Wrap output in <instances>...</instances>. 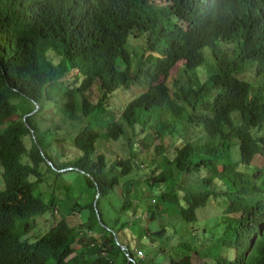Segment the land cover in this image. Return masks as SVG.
<instances>
[{
  "label": "trees",
  "instance_id": "1",
  "mask_svg": "<svg viewBox=\"0 0 264 264\" xmlns=\"http://www.w3.org/2000/svg\"><path fill=\"white\" fill-rule=\"evenodd\" d=\"M254 66L264 78V0H0V264H264V164L256 165L264 159V85L241 77ZM72 69L77 75L65 80ZM131 84L142 91L116 120L107 101ZM54 96L78 123L66 129L81 152L58 164L31 115ZM16 101L32 106L19 114ZM101 113L105 125L83 126ZM190 125L204 127L208 141H184ZM130 133V157L110 165L97 144ZM150 133L163 152L165 135L183 142L163 167H145L136 153V139L145 144ZM45 162L84 177L92 202L78 212L90 215L78 225L76 204L69 220L27 238L30 219L56 210L57 200L36 193ZM116 188L121 212L136 217L150 192L148 211L168 215L155 233H142L150 252L122 243L131 223H106L100 201ZM214 198L224 211L203 220L200 211Z\"/></svg>",
  "mask_w": 264,
  "mask_h": 264
},
{
  "label": "rangeland",
  "instance_id": "2",
  "mask_svg": "<svg viewBox=\"0 0 264 264\" xmlns=\"http://www.w3.org/2000/svg\"><path fill=\"white\" fill-rule=\"evenodd\" d=\"M151 53L152 51H148L146 53V56L148 57ZM147 60L145 65L146 67L150 65L149 60ZM57 62H59V60H57ZM119 67H121V65H119ZM181 69L182 67L178 65L171 72L170 78L168 80V84L171 87L174 85V81L178 78ZM77 73V70L72 69L70 73L66 75L65 80L72 79L77 75ZM241 77H244L252 82H256L257 87H261V85H264V78H260V76L257 77L256 66L248 67V70L245 71L244 74L242 73ZM105 84L109 86V83L106 79ZM141 91L142 90L140 88L134 86L133 84H131L129 88L126 86L118 88L115 95L111 96V98L107 101L106 107L109 108L112 113H114L117 120L121 117L123 109L127 106V103L136 98ZM94 95L99 96V93L95 90ZM57 101L58 98L54 96L50 101L46 100L42 102L40 106L36 104L35 109L31 112L32 122L35 123L39 128L38 137L44 139L46 151L50 159H52V161L56 164L62 161H73L74 159L81 156V152L78 151L72 143L73 136L70 129H66L67 125H70L71 128L75 125V127L78 128V123L74 121L72 124H70L71 119L68 120L66 111L63 107H61V103ZM16 103L19 114L22 113L23 107L27 106V104L29 107L32 106L31 103L25 101L22 103L16 101ZM101 115L102 113L98 116L97 119L88 118L87 121L83 123V126L87 125L90 122L94 123L95 125H105L108 116L102 117ZM168 115L169 113L166 111L162 116V120H167L169 118ZM144 119L145 118L141 119L140 124L143 123ZM160 119H153L152 121L157 123V121H160ZM72 132L75 131L72 130ZM183 134H185L186 136L184 141L191 140L194 142H201V144H204L206 141H208V137L206 136L207 133L204 130V127L190 125L188 130ZM144 135L145 133L143 135H139L138 140ZM176 136L172 133L165 135L164 143L168 148L165 152L158 149V140H155L153 133H150L149 137H147L148 139L146 138L144 140L145 144H142V141H138L136 139L137 142L135 146L136 153L139 156V160L144 162L145 167L150 166L151 163H155L160 167L165 166V164H168L167 161L174 157V146L177 145L179 141ZM26 142L28 146H31V139L29 136L26 137ZM182 143L183 142L179 143L178 145H182ZM98 144L97 146L99 153L104 154L107 157L109 164L111 165L120 158L126 159L130 157V152L134 149L131 148L134 145V138L130 133L127 138H123L119 142L102 141ZM48 163L45 162L41 166L44 173L43 178L45 179V182H43L41 185L44 189L42 187H37L36 193L38 194V192H40L41 190L44 193H42L43 196L46 195L47 199L50 200L51 198H53L57 200V205L55 207L56 212L54 211L53 214L47 213L38 216L33 222L30 219L33 227L29 231L27 238L36 236L40 232L44 231V226L46 223L54 225L63 217H65L66 219L70 218L69 210L76 204L80 206L75 207L76 210L73 212L75 215L74 218L77 219V224L83 223L84 220L90 215V211L88 209L80 210V213L78 212L79 208L85 207L92 202V199H89L88 197L92 195L93 190L87 188V183L85 182L84 177L77 171H71V168L69 167H65L63 169H55L52 166L50 167ZM263 164L264 159L260 156L256 157V165L259 167H263ZM161 171L162 169L160 168L157 173H160ZM209 173L211 174L213 173V171L210 170ZM150 176L153 175H149L148 177ZM145 178H142L141 182H144ZM176 178L180 183L182 174L176 172ZM183 178L187 181H196V179H194V177L190 175H184ZM127 180L128 179H121L120 184L123 185ZM196 182L199 181L197 180ZM137 184L138 187H141V190L143 189V191H148V187H146L143 183L139 182ZM2 189H4V187L3 185H0V190ZM139 193L141 194V196L143 195L142 192ZM149 194L150 192H148L147 195ZM147 195H145V197L142 198V200L138 203L140 208L138 209L136 217L133 211H130L129 213L121 212L123 200L120 196L119 188H116L112 193L109 194L108 197L102 198L100 201L101 210L106 223L113 225L115 223L114 221L118 219L119 221H121V223H131L128 229H126L124 232L121 231V241L123 244L132 248L134 252L139 250H141L142 252H150L152 249V245H150L151 243H146L141 240L142 233H155L160 227L159 225L164 224L169 219L167 214L161 215L158 213L152 216L153 212L148 211L151 197ZM155 210H157V207H154V211ZM223 211L224 205L222 201L220 199L214 198L207 207L200 211V215L203 220H210L221 215ZM137 218H140L139 221H137ZM217 219L219 218H215L214 220ZM135 221H137V227L133 226V222ZM19 223H22V221H19ZM112 228L117 229L118 231L120 229V227L116 226H113ZM99 232H101V230H99Z\"/></svg>",
  "mask_w": 264,
  "mask_h": 264
},
{
  "label": "water",
  "instance_id": "3",
  "mask_svg": "<svg viewBox=\"0 0 264 264\" xmlns=\"http://www.w3.org/2000/svg\"><path fill=\"white\" fill-rule=\"evenodd\" d=\"M95 207H96V202H95ZM97 214H98L99 221H101L100 216H99V213H98V210H97ZM116 239H117L118 243L120 244L119 238H118L117 235H116ZM122 246H123V249L126 251L127 250L126 246L125 245H122Z\"/></svg>",
  "mask_w": 264,
  "mask_h": 264
},
{
  "label": "built area",
  "instance_id": "4",
  "mask_svg": "<svg viewBox=\"0 0 264 264\" xmlns=\"http://www.w3.org/2000/svg\"><path fill=\"white\" fill-rule=\"evenodd\" d=\"M141 255H143V253H141ZM144 256V255H143Z\"/></svg>",
  "mask_w": 264,
  "mask_h": 264
}]
</instances>
